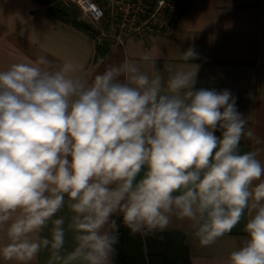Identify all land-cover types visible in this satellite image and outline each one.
I'll return each mask as SVG.
<instances>
[{"label": "clouds", "instance_id": "obj_1", "mask_svg": "<svg viewBox=\"0 0 264 264\" xmlns=\"http://www.w3.org/2000/svg\"><path fill=\"white\" fill-rule=\"evenodd\" d=\"M110 63L90 80L44 57L0 70V264H112L131 234L186 224L201 247L242 220L224 264H264V163L228 89L196 88L194 48ZM70 245V246H69Z\"/></svg>", "mask_w": 264, "mask_h": 264}, {"label": "crops", "instance_id": "obj_2", "mask_svg": "<svg viewBox=\"0 0 264 264\" xmlns=\"http://www.w3.org/2000/svg\"><path fill=\"white\" fill-rule=\"evenodd\" d=\"M55 4L56 0H0V70L44 57L53 68L74 63L80 69L76 75L87 81L108 64L127 59L151 75L156 68L141 59L144 53L160 51L156 67L163 71L164 64H184L179 52L194 48L198 56L191 63L199 65L195 87L231 91L247 121L246 130L255 134L253 140L242 139L239 151H256L264 163V0H185L172 16L169 35L123 38L100 35L85 22L96 30L91 35L68 19L74 11L63 5L69 15L62 17L53 9ZM244 223L208 247L198 245L186 224L174 220L166 231L184 233L191 264H224L245 238ZM46 259L41 253L34 264H46Z\"/></svg>", "mask_w": 264, "mask_h": 264}, {"label": "built area", "instance_id": "obj_3", "mask_svg": "<svg viewBox=\"0 0 264 264\" xmlns=\"http://www.w3.org/2000/svg\"><path fill=\"white\" fill-rule=\"evenodd\" d=\"M74 4L78 20L92 24L100 35L117 38L169 35L172 16L185 0H61Z\"/></svg>", "mask_w": 264, "mask_h": 264}, {"label": "trees", "instance_id": "obj_4", "mask_svg": "<svg viewBox=\"0 0 264 264\" xmlns=\"http://www.w3.org/2000/svg\"><path fill=\"white\" fill-rule=\"evenodd\" d=\"M62 6L55 4L53 9L60 16L66 17L69 13ZM68 19L74 26L89 34L96 33L91 25L78 20L76 15L69 16ZM184 239L182 231H164L141 236L133 235L126 227L121 226L113 264H191Z\"/></svg>", "mask_w": 264, "mask_h": 264}, {"label": "rangeland", "instance_id": "obj_5", "mask_svg": "<svg viewBox=\"0 0 264 264\" xmlns=\"http://www.w3.org/2000/svg\"><path fill=\"white\" fill-rule=\"evenodd\" d=\"M56 4L65 5L68 9H70L71 11H74L76 15H78L79 13L77 8L71 3H63L61 0H56Z\"/></svg>", "mask_w": 264, "mask_h": 264}]
</instances>
